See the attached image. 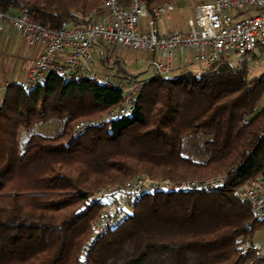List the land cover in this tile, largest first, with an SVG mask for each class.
<instances>
[{
    "label": "trees",
    "instance_id": "16d2710c",
    "mask_svg": "<svg viewBox=\"0 0 264 264\" xmlns=\"http://www.w3.org/2000/svg\"><path fill=\"white\" fill-rule=\"evenodd\" d=\"M163 1L175 0L148 3ZM103 5L0 0L1 10L28 8L30 20L51 28L91 21ZM121 100L120 90L96 79L56 73L28 92L8 85L0 103V264H264L260 249L241 246L264 230V216L254 217L235 195L264 178V75L220 66L198 78L154 76L133 114L72 133L78 121ZM50 119L59 122L54 134L28 133ZM197 132L208 136L204 160L184 151V138ZM222 173L220 188L145 193L131 214L93 235L104 206L93 195L103 186L142 174L186 180Z\"/></svg>",
    "mask_w": 264,
    "mask_h": 264
},
{
    "label": "built area",
    "instance_id": "2783aa9c",
    "mask_svg": "<svg viewBox=\"0 0 264 264\" xmlns=\"http://www.w3.org/2000/svg\"><path fill=\"white\" fill-rule=\"evenodd\" d=\"M104 11L91 21L75 23L65 20L58 28L41 25L29 19L30 11L18 13L0 9V39L10 25L28 45L43 46L41 53L18 82L28 92L51 73L80 81L96 79L103 86L122 92L120 105L109 109L98 119H82L72 129L74 135L89 126L121 118L136 111L137 99L145 82L154 76L174 79L185 75L200 77L220 66L239 73L247 67L256 47L264 48V0H200L187 5L148 0H103ZM187 11L184 26L165 27L173 11ZM136 48L150 54L154 72L148 78L116 77L96 61L100 46ZM257 63V59H253ZM264 66V64H263ZM227 174L207 178L175 180L169 177L137 175L120 185L99 188L96 198L104 201L102 216L93 222V235L99 236L133 212L135 202L145 193L207 190L223 187ZM239 201L249 205L254 217L264 216V178L256 176L237 188ZM90 241L87 242V247ZM244 248L261 249V244L245 239Z\"/></svg>",
    "mask_w": 264,
    "mask_h": 264
},
{
    "label": "rangeland",
    "instance_id": "374dc122",
    "mask_svg": "<svg viewBox=\"0 0 264 264\" xmlns=\"http://www.w3.org/2000/svg\"><path fill=\"white\" fill-rule=\"evenodd\" d=\"M104 6V5H103ZM107 46V45H106ZM127 54V56L133 60L129 66L123 58H120V53ZM251 58L247 65L248 77H260L264 75V48L256 47L251 54ZM149 57L146 54L136 48L122 47V46H107L106 53L100 54L97 62L101 65L99 68L106 71L107 66L112 67V73L116 77H140L148 78L150 74L154 72V69L149 64ZM257 59V63H254L253 59ZM142 71V72H141ZM100 117H103L100 116ZM100 117H88L90 119H98ZM83 118V119H88ZM59 128V122L55 119H50L45 123H41L33 126L28 133L41 132L44 134H54ZM26 135V133H25ZM208 136L202 132L190 134L184 138V151L185 154L191 156L197 160H204L206 154L203 152V140ZM149 175V174H148ZM216 175V174H215ZM210 177V176H209ZM207 178V177H206ZM189 179V178H188ZM96 193V192H95ZM94 193V199L96 194ZM248 239V238H247ZM261 244V249L264 253V230H259L251 238Z\"/></svg>",
    "mask_w": 264,
    "mask_h": 264
},
{
    "label": "crops",
    "instance_id": "0c3cea01",
    "mask_svg": "<svg viewBox=\"0 0 264 264\" xmlns=\"http://www.w3.org/2000/svg\"><path fill=\"white\" fill-rule=\"evenodd\" d=\"M199 1L200 0H175L169 2H173L176 5H187L190 2L196 3ZM187 13V11H173L171 14V20L165 23V27L181 28L184 26ZM106 47L107 46L105 45L97 48L96 61L99 59L100 54L106 53ZM42 49L43 46L39 44L32 46L28 45L20 34L10 25L6 26L0 39V103L8 85L11 83H18L26 76L29 67L41 53ZM144 53L150 60V54L146 52ZM120 58H123L128 66L134 62L123 51L120 53Z\"/></svg>",
    "mask_w": 264,
    "mask_h": 264
}]
</instances>
